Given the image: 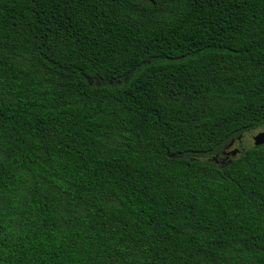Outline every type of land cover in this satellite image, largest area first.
I'll list each match as a JSON object with an SVG mask.
<instances>
[{
	"label": "trees",
	"instance_id": "16d2710c",
	"mask_svg": "<svg viewBox=\"0 0 264 264\" xmlns=\"http://www.w3.org/2000/svg\"><path fill=\"white\" fill-rule=\"evenodd\" d=\"M264 0H0V264H264Z\"/></svg>",
	"mask_w": 264,
	"mask_h": 264
},
{
	"label": "rangeland",
	"instance_id": "374dc122",
	"mask_svg": "<svg viewBox=\"0 0 264 264\" xmlns=\"http://www.w3.org/2000/svg\"><path fill=\"white\" fill-rule=\"evenodd\" d=\"M264 130V125L259 126L255 129L246 131L243 133V135L237 139H234L227 147L226 149L220 154L219 157H214L216 160L218 161H223V157L225 155H229V153H231V151H233L234 149H236L238 151V149L240 148H244L250 144L253 143V135L256 134L259 131H263Z\"/></svg>",
	"mask_w": 264,
	"mask_h": 264
},
{
	"label": "water",
	"instance_id": "95a60500",
	"mask_svg": "<svg viewBox=\"0 0 264 264\" xmlns=\"http://www.w3.org/2000/svg\"><path fill=\"white\" fill-rule=\"evenodd\" d=\"M253 144L254 145H260L264 143V130L263 131H259L256 134L253 135ZM236 149H234L233 151H231V153H235Z\"/></svg>",
	"mask_w": 264,
	"mask_h": 264
}]
</instances>
